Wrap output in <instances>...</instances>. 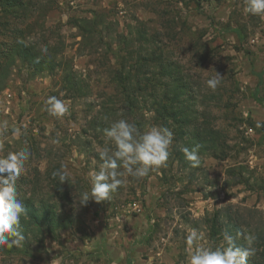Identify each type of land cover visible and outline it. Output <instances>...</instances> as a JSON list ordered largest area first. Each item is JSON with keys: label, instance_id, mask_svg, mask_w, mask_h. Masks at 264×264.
Masks as SVG:
<instances>
[{"label": "rangeland", "instance_id": "1", "mask_svg": "<svg viewBox=\"0 0 264 264\" xmlns=\"http://www.w3.org/2000/svg\"><path fill=\"white\" fill-rule=\"evenodd\" d=\"M31 1L38 5L29 8L26 21L32 26L26 41L43 51L60 40L58 58L85 76L91 94L68 100L59 74L28 72L20 61L12 67L0 91V121L9 125L0 134V156L29 149L31 158L16 183L24 178L29 183L22 188L27 196L42 194L58 203L57 211L69 223L53 235L45 234L43 242L35 238L32 258L0 254V264H188L185 241L192 230L200 234L202 246L224 244L223 234L212 236L205 219L225 207L243 214L248 225L244 237H253L257 221H264V16L246 13V0H54L53 5L52 0ZM93 12L112 22L103 29L105 37L131 32L135 37V27L142 25L149 34L159 33L158 40L169 47L167 54L180 63L194 89L195 109L206 113L209 125L224 136L225 158L199 155L200 166L192 168L175 153L181 143L173 138L166 166L140 179L125 177L109 200L78 203V194L92 187L91 177L101 166L96 155L106 146L105 137L93 139L83 133L90 117L88 103L106 99L113 89L106 62L111 54L104 47L93 56L76 52L79 38L73 19L91 18ZM7 18L8 25L2 22L5 18L0 21V50L17 39L15 30L25 24ZM216 72L220 83L212 90L207 81ZM50 96L67 103L70 114L59 119L49 115L45 102ZM144 115L142 131L155 126L152 114ZM12 128H20L19 139ZM53 165L67 173L66 200L44 180L36 182ZM239 172L243 182L233 185L236 178L231 173ZM251 246L257 255L256 244Z\"/></svg>", "mask_w": 264, "mask_h": 264}, {"label": "trees", "instance_id": "2", "mask_svg": "<svg viewBox=\"0 0 264 264\" xmlns=\"http://www.w3.org/2000/svg\"><path fill=\"white\" fill-rule=\"evenodd\" d=\"M55 2L52 0L49 4L53 5ZM36 5L38 3L31 0H0V21L5 18L2 22L8 25L7 17H11L25 23L23 28L15 30L17 39L8 44L6 49L0 50V91L3 90L16 61H20L25 62L23 66L28 72L30 70L38 74H59L68 100L88 97L91 92L85 76L76 74L65 60L58 58L62 54V49L58 46L62 45L60 40L55 45H47L43 51H38L34 44L26 41L32 26V23L26 21L30 17L29 8ZM111 25V20L100 12H93L91 18L73 19L72 26L77 30L76 38H79L76 41V52L79 55L93 56L99 54L103 47L105 52L111 54V59L105 60L109 67L110 81L113 83L112 93L107 95L106 99L88 103L90 113L87 116L90 117L85 121L87 128L83 129V133H90L93 139H100L104 137L103 129L121 118L134 122L142 131L144 114L151 113L153 124L171 130L174 140L181 143L180 147L174 150L186 163L188 161L181 151L184 147H197L198 155H207L214 159L225 158L227 145L224 136L217 128L209 125L206 113H198L195 109L197 99L194 89L180 63L172 60L169 53L167 54L169 47L162 45L158 40L159 33L149 34L142 25L135 27V37L131 36L132 32L129 33L130 36L115 33L113 37H105L103 29L108 30ZM230 31L240 33L237 28H231ZM110 37L111 40L105 39ZM28 77L31 78L32 73H28ZM96 156L102 164L99 156ZM56 170H61V167L53 165L46 169L43 178L39 180L37 177L36 182L41 184L44 180L61 200H66L69 191L65 186H69L70 182L67 179L59 183L58 178H53L52 173ZM231 174L236 178L233 185L243 182L240 177L242 172ZM16 184L19 198L26 209V214L21 216L25 240L19 247L0 246V254L32 258L33 240L37 238L39 242H43L45 234L53 235L58 228L66 227L69 220L57 211L58 203L51 202L45 195L35 197V193L28 196L23 193V186L29 184L26 179H20ZM232 210V207H225L213 212L211 219H205L206 224H210L212 236L216 233L223 234L225 230L234 236L240 235L236 242L244 246L247 244L244 229L248 225H244L243 214L239 210ZM248 216L250 219L254 218L253 213H248ZM257 223L259 226L253 228L252 235L255 238L253 243L256 244L258 257L254 252L248 258L249 264H264V221L259 219Z\"/></svg>", "mask_w": 264, "mask_h": 264}, {"label": "clouds", "instance_id": "3", "mask_svg": "<svg viewBox=\"0 0 264 264\" xmlns=\"http://www.w3.org/2000/svg\"><path fill=\"white\" fill-rule=\"evenodd\" d=\"M244 11L264 16V0H246ZM220 77L216 72L207 81V86L215 90L220 83ZM45 103V110L53 117L59 119L70 114V106L56 96H50ZM8 128L7 121H0V134L7 132ZM11 131L13 137L19 139L20 128H12ZM103 135L106 146L98 150L102 164L99 171L91 177L90 191L78 194V203L81 206H86L90 199L97 203L109 200L110 193L124 183L125 177L140 179L147 176L150 170L166 166L174 136L171 130L161 126H152L141 131L134 122L124 118L115 120L103 129ZM2 147L0 144V148ZM181 151L192 168L200 166L197 147H184ZM31 155L29 149L23 148L0 156V246L19 247L25 240L21 216L26 214V209L19 198L16 182L23 174ZM52 176L58 178L59 183L67 181V173L63 170L54 171ZM200 239L201 236L196 230H192L186 237L185 242L190 249L188 264H247L248 258L254 254L251 246L254 237H249L247 244L241 246L236 242L237 236L225 230L224 244L215 248L200 245Z\"/></svg>", "mask_w": 264, "mask_h": 264}]
</instances>
